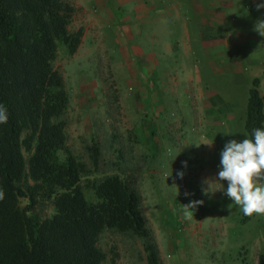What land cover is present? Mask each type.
Segmentation results:
<instances>
[{"label":"rangeland","instance_id":"rangeland-1","mask_svg":"<svg viewBox=\"0 0 264 264\" xmlns=\"http://www.w3.org/2000/svg\"><path fill=\"white\" fill-rule=\"evenodd\" d=\"M66 1L75 9L70 30H83L77 52L68 56L59 46L54 61L69 96L68 150L91 167L89 151L96 145L100 158L94 174L119 175L140 195V212L159 264H257L264 254V215L241 222L242 209L224 194L227 182L213 179L225 143L248 138L244 119L254 78L264 98V36L256 31L264 20V9L257 11L256 4L264 0H201L205 9L224 12L223 21L215 19L200 29L205 42L222 39L229 46L203 47L194 39L190 17L171 31L179 34L185 23L192 38L189 49L179 45V51L165 52L160 40L119 33L114 38L113 25L96 0ZM112 14L123 24L134 17L129 5ZM138 45L154 51L156 70L140 64L142 59L130 50ZM238 66V74L229 70ZM191 87L201 89L203 101L193 102L200 90L194 93ZM193 200L204 203L185 219L183 205ZM26 204L21 199V207ZM35 212L47 218L53 207L40 201ZM98 245L106 255L102 264H148L138 238L107 231Z\"/></svg>","mask_w":264,"mask_h":264},{"label":"trees","instance_id":"trees-1","mask_svg":"<svg viewBox=\"0 0 264 264\" xmlns=\"http://www.w3.org/2000/svg\"><path fill=\"white\" fill-rule=\"evenodd\" d=\"M74 12L66 0H0V103L8 110L0 124V264H102L98 242L107 231L140 239L148 264H159L140 195L119 175L94 174L96 145L91 167L66 147L69 96L54 61L59 46L73 56L81 44L83 30H70ZM259 84L251 81L246 103L250 139L264 129ZM40 201L51 203L50 217L35 212Z\"/></svg>","mask_w":264,"mask_h":264},{"label":"crops","instance_id":"crops-1","mask_svg":"<svg viewBox=\"0 0 264 264\" xmlns=\"http://www.w3.org/2000/svg\"><path fill=\"white\" fill-rule=\"evenodd\" d=\"M253 1L256 2V0ZM215 3V0L210 1V4ZM95 4L100 5L101 10L105 12L106 15H108L107 20L110 21V23L113 25V29L111 31L113 33L114 38L118 35V33L120 35L125 34L127 38L132 36L134 37V35H138L139 37H149L151 40H160V44L162 45L161 51H179V45H181L183 48L189 49V46L191 44L190 40L192 38L190 36L188 28L186 27L187 25L183 23L184 29L182 30V26L179 34L176 33L174 35H171V31L176 27H174V24H176L180 20H183L184 18L192 17L194 23V39L196 41L198 39L201 40V45L203 47L206 48L207 46V48H209L210 46H212L216 48L221 45L224 47L229 46L228 41L222 39L220 41L212 42V44H208L205 42L200 29L203 30L204 27L209 24V22L214 21L215 19L223 21L224 12L205 9L204 4L201 2V0H96ZM128 5L129 8L132 9V13H134V17H132L133 20L132 18L126 17V24L121 23V21L117 22L116 19L113 18V9L119 10L123 7H127ZM219 7L220 9L222 8L220 6V3ZM216 8L217 6H214V9ZM107 20H105L106 26L108 24ZM125 25V28L127 29L126 32L122 30ZM159 28H162L165 32L163 34L159 33ZM105 29L106 28H104V31ZM148 31L150 33L149 36L147 33ZM104 34H106V31L104 32ZM177 40H180V42L176 43L175 41ZM232 45L233 47H235L237 44L233 43ZM130 50H133L134 55L142 59L140 64H143V67H145L147 70L149 69L152 72L156 70L155 68L159 66V63L154 57V51H146L140 45L133 47ZM234 59L236 60V58ZM209 66H211V69H213L212 64L210 65L209 63ZM215 68L218 67L215 65ZM229 70L234 72V74H238L242 71V68L240 69V66H238L235 68H229ZM198 80L200 81L201 79L198 78ZM245 82L247 83L248 81ZM198 88H195V91V89L191 87L194 93L198 92ZM199 90L200 92L199 94H197V96H195V100L192 98L194 103L204 100L203 97L202 100L199 98V95L201 94V89L199 88Z\"/></svg>","mask_w":264,"mask_h":264},{"label":"clouds","instance_id":"clouds-1","mask_svg":"<svg viewBox=\"0 0 264 264\" xmlns=\"http://www.w3.org/2000/svg\"><path fill=\"white\" fill-rule=\"evenodd\" d=\"M256 9L257 11L264 9V3H257ZM256 31L264 36V20H261ZM7 122L8 110L0 103V124ZM252 136V139L247 137L242 140L231 139L225 143L220 153V170L213 179V181L227 182V188L223 189L224 194L235 205L240 206L243 214L248 217L264 215V129H254ZM204 144L212 145V143ZM178 175L183 178L184 173L179 172ZM209 187L204 190L205 194H208ZM185 195L190 194L185 193ZM3 198L4 193L0 190V200ZM203 203L202 200H193L184 204L185 219H191L190 210H195Z\"/></svg>","mask_w":264,"mask_h":264}]
</instances>
